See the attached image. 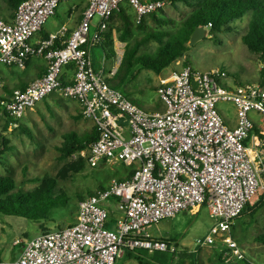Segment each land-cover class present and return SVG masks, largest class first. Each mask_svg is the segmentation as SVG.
Wrapping results in <instances>:
<instances>
[{"label":"built area","instance_id":"1","mask_svg":"<svg viewBox=\"0 0 264 264\" xmlns=\"http://www.w3.org/2000/svg\"><path fill=\"white\" fill-rule=\"evenodd\" d=\"M66 1L26 0L11 22L0 20V65L23 70L31 57L48 63L46 73L24 90L14 91L2 109L15 122L59 93L79 105L83 119L97 133L76 157L91 169L120 164L133 167V173L82 198L74 223L40 234L24 244L16 259L0 258V264H115L126 252L174 253L173 244L153 238L150 230L202 207L213 225L197 246L219 241L226 246V262L244 261L230 232L246 204L264 188V159L247 145L254 129L251 115L264 119V87L229 88L221 70L181 65L158 75L156 94L164 108L146 112L112 88L103 71L94 70L91 51L107 33L119 5L128 4L140 21L163 9L165 2L88 0L74 31L66 35L63 28L32 45L31 39ZM95 17L99 21L91 30ZM69 65L74 68L72 83L63 87L61 75ZM220 105L234 109L233 128L225 124ZM112 200L122 215L109 230L103 204Z\"/></svg>","mask_w":264,"mask_h":264},{"label":"rangeland","instance_id":"2","mask_svg":"<svg viewBox=\"0 0 264 264\" xmlns=\"http://www.w3.org/2000/svg\"><path fill=\"white\" fill-rule=\"evenodd\" d=\"M125 6L126 3H123L122 7ZM1 13L3 14L4 11ZM191 13L192 9L182 3L175 5L165 3L164 8L157 11L155 16L179 24ZM127 15L132 22V37L127 39L126 43H121L118 38L117 28L121 25L119 20L110 22L108 26L107 32L112 36L114 50V56L109 60L112 74L108 83L111 85L113 76L120 67L125 45L144 35L136 27L139 21L134 11L129 8ZM247 19L248 17L245 16L242 20L234 22L232 32L218 35L219 43H215L206 29L205 36L189 47L184 56L175 62L174 67L179 69L184 62H187L191 68L198 71L213 69L225 71L229 77L225 78L223 83L228 84L229 88H234V82L242 85L259 84L260 71L264 64L241 42V36L246 31ZM98 21L99 19L95 17L92 23L96 25ZM144 27L146 32L158 28L150 17H144ZM163 29L174 31L170 26ZM156 47L157 44L151 42L140 53L150 54ZM103 57L102 48L95 47L92 51L94 70L101 67ZM168 69L170 68L164 69L158 75L166 73ZM158 75L149 70L136 68L135 78L122 85L119 90L128 100L146 112L162 111L163 104L156 94L159 85ZM50 99L58 101L56 107L47 110L45 105L41 104L40 108H34L23 118L24 120L17 123L18 126L7 124L8 129H5V125L9 121L0 110V138L5 139L13 148L12 152H5L2 156L3 166L0 165V177L10 176L14 179L17 186L14 193H39L51 185L52 197L65 198L67 204L65 207L52 210L49 218L39 223L22 217L0 215V258L3 260L12 259L16 253L22 251L26 242L40 234L72 224L71 219L76 213L81 198L97 191L105 184V186L109 185L111 180L120 178L131 169L122 168L120 164L101 165L91 169L87 164L80 166L79 160L82 158L76 157V154L62 159L58 149L62 147L63 135L74 133L83 138L92 131V125L83 119L80 109L72 110V114L63 115V100L49 97L46 102L48 103ZM220 109H224L227 115H232L234 112L231 106L220 105ZM22 127L31 133L32 139L23 132ZM262 129L264 132V125ZM262 152L261 158L264 159V147ZM261 181L264 183V173L261 175ZM261 197H264V188L259 189L250 204L253 205ZM261 201L262 203L251 216H243L235 220L230 232L248 264H264V198H261ZM212 225L206 207H202L197 212H181L172 219L162 221L150 230V234L154 237L175 240L180 250L197 252L198 264H246V262H226L223 253L227 249L219 241L212 246H197V240L204 239ZM216 252L219 254L222 252L221 259L224 263H218ZM154 254L147 252L146 255L142 254L141 258L146 264H161V261L152 259L156 256ZM124 255L117 259L115 264H138L136 260L126 259ZM167 264H177V262L172 261Z\"/></svg>","mask_w":264,"mask_h":264},{"label":"trees","instance_id":"3","mask_svg":"<svg viewBox=\"0 0 264 264\" xmlns=\"http://www.w3.org/2000/svg\"><path fill=\"white\" fill-rule=\"evenodd\" d=\"M25 1L26 0H0V20L5 22L12 21L17 8ZM141 1H163L172 5L182 3L192 9V13L179 24L164 19L163 17L158 18L155 16V13L150 14L146 17H150L157 24L158 28L157 30H149L147 32L144 27V17L141 18L136 27L142 31L144 35L140 38L133 39L131 43L125 45L120 67L113 76L112 85L109 83L115 90L120 91L119 89L122 85L135 78L136 68L149 70L156 75L160 74L164 69L174 68L175 62L181 59L187 52L189 48L188 43L195 28L203 27L205 30L208 29V35L215 40V43H219L217 36L232 32V24L242 20L245 16H247L248 19L246 31L241 36V42L252 55L256 56L258 60L264 64V0ZM129 8L130 6L128 4H126L125 7H122V4L119 5L118 10L112 14L109 21L115 22L119 20L121 22L120 27L117 28L119 32L118 38L121 43H126L127 39L132 37V22L127 15ZM1 11H4V13L2 14ZM209 25L210 27H208ZM167 26L172 27L174 31L170 32L164 30L163 27ZM151 42L157 44L156 49L150 54H141V50L146 48ZM99 46L102 48L103 52L106 53V58L108 60L111 59L110 57L114 56L112 36L110 33L107 32L103 35ZM182 66L190 65L184 62ZM221 72L229 77L225 71ZM72 73L74 75V68L71 65L64 68L60 79L61 86L65 87L72 83V81L69 80ZM235 84L237 86H245L237 82ZM259 85L264 87V67L260 71ZM7 93L10 94L9 91ZM1 101L3 103L8 102L7 100V102L4 100ZM132 103L135 104L134 102ZM1 104L2 103H0V110L3 116L8 118ZM5 129H8L7 124L5 125ZM21 129L29 138H33L27 129L23 127ZM96 138L97 133L94 127L92 131L83 138H80L74 133H67L62 137V147L58 149V152L61 153L62 159H67L74 154L86 150ZM12 150L13 148L7 144L6 140L0 138V165L3 166V154L5 152H12ZM79 164L82 166L85 163L80 159ZM16 188L17 186L13 178L10 176L0 177V215L22 217L31 222L39 223L41 220H47L52 210L65 207L67 204V199L65 198L52 197L51 185L48 186L45 191H39V193H14L13 191ZM89 195H91V193ZM261 198L253 205H251L250 202L247 203L237 219L243 216H251L262 203ZM161 241L173 244L176 251L174 253H155L154 255L156 256L152 258L154 261H161V264L171 263L172 261H176L177 264H184L186 262L189 264H198L197 252H191L187 249L180 250L177 242L170 238L161 239ZM146 253V251L126 252L124 256L126 259L136 260L138 264H146L141 258L142 254L146 255ZM216 258L218 263H224L219 252H216ZM242 262L246 261L244 260ZM246 264L248 263L246 262Z\"/></svg>","mask_w":264,"mask_h":264},{"label":"crops","instance_id":"4","mask_svg":"<svg viewBox=\"0 0 264 264\" xmlns=\"http://www.w3.org/2000/svg\"><path fill=\"white\" fill-rule=\"evenodd\" d=\"M87 6H88V0H68L66 2L59 4V6L55 12V15L53 17H51L50 19H48V21L43 26L41 31L39 33H37L31 39L30 43L32 45H35L38 42L47 39L50 34L56 33L63 28L66 29V31H67L66 35H68L69 33L74 31L78 27V25L82 19V14L86 10ZM9 22H11V21H9ZM94 27H95V25L92 23L91 30H94ZM97 46H99V44L95 45L92 48V51ZM92 51H91V59H92ZM101 60H102L101 67L96 69V71H100V70L103 71L105 73L107 79H108V82H109V79H111L110 75L112 73L110 72L109 60L106 58V53H104V57ZM47 66H48L47 61L42 57H31V58H29L26 62L25 69H23V70L19 69L18 67H15V66L0 65V103H3L1 100L9 101V99H10V97L14 91L24 90L30 83L41 78L46 73ZM69 78H70L69 80L72 81L73 73L70 75ZM234 84H235V82H234ZM226 85L228 86V84H226ZM234 86H237V85L235 84ZM8 91L10 92V94L7 93ZM49 97H52V98L58 97V98L63 100L62 101V103H63L62 114L63 115L64 114H66V115L72 114L71 113L72 110L80 109L79 105L76 102L70 101L67 99L64 100V98L59 93H54V94L50 95ZM49 97L45 98L41 103L37 104L35 108H40L41 104H44L47 110L50 108L53 109L54 107H56L57 106L56 104L58 101H56L54 99H50V101H48V103L46 102V100ZM31 111H28L24 115V117L27 116V114ZM80 111H81V109H80ZM251 117H252V120L254 122V129H253L249 139L247 140V145L250 148H254L256 151H258L260 153V155H262L263 154L262 148L264 147V137H263L264 132L262 131L263 130L262 126L264 125V119L262 117L256 115V114H252ZM223 118H224L225 124L228 127L233 128L235 126V124H236L235 112H233L232 115H227L225 112H223ZM7 119L9 122H7L6 124H8V125L14 124V127L18 126V124H17L18 121L19 122L22 121V119H20L18 121L13 122L11 119H9V118H7ZM86 122L90 123L92 125V129H93V127H94L93 124L90 121H86ZM255 131H257V132H255ZM251 144H252V146H250ZM103 165H105V164H103ZM121 166H122V168H127L126 166H123V165H121ZM129 168H131V169L129 171H127L126 173H124L123 176H121L120 178H116L114 180H122L123 181V180H127L128 178H130V176L133 173V167H129ZM105 185L102 186V188H100V189H105L106 187H108V185L107 186H105ZM100 189H98V190H100ZM103 208L107 211V214H108V222L106 224V227L109 230H114L115 226H116V221L118 220V218L121 217L122 213L120 211H118V209L116 207V202L114 200L104 203ZM75 218H76V213L71 219L72 223H74ZM152 237L155 239H160V240L161 239H168L167 237H165V238L164 237H154V236H152ZM19 254L20 253H16L14 255V257L10 260L16 259Z\"/></svg>","mask_w":264,"mask_h":264},{"label":"water","instance_id":"5","mask_svg":"<svg viewBox=\"0 0 264 264\" xmlns=\"http://www.w3.org/2000/svg\"><path fill=\"white\" fill-rule=\"evenodd\" d=\"M205 33H206L205 28L203 27L195 28L188 43V47H192L196 42L201 40L205 36Z\"/></svg>","mask_w":264,"mask_h":264}]
</instances>
